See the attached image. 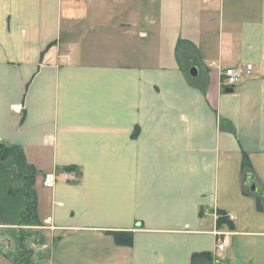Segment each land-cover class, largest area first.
Here are the masks:
<instances>
[{"label":"crops","instance_id":"obj_1","mask_svg":"<svg viewBox=\"0 0 264 264\" xmlns=\"http://www.w3.org/2000/svg\"><path fill=\"white\" fill-rule=\"evenodd\" d=\"M0 141L39 221L0 264H264V0H0Z\"/></svg>","mask_w":264,"mask_h":264},{"label":"trees","instance_id":"obj_2","mask_svg":"<svg viewBox=\"0 0 264 264\" xmlns=\"http://www.w3.org/2000/svg\"><path fill=\"white\" fill-rule=\"evenodd\" d=\"M242 169L244 178L253 176V169L247 154L243 156ZM75 168H65L72 172ZM37 170L31 165L23 150L16 146H8L0 141V225L37 226V192L35 188ZM26 229L18 231L19 241H25ZM114 241L119 246L131 247L134 243V233L131 231L112 232ZM24 253L29 251L23 247ZM199 259L211 260L210 254H195L193 264Z\"/></svg>","mask_w":264,"mask_h":264},{"label":"built area","instance_id":"obj_3","mask_svg":"<svg viewBox=\"0 0 264 264\" xmlns=\"http://www.w3.org/2000/svg\"><path fill=\"white\" fill-rule=\"evenodd\" d=\"M252 70H253V66L251 64H244L237 67L225 68L221 71V76L223 77L222 83L225 87L233 88L241 82L244 76L251 74ZM55 181H56V175L48 174L44 180V183L47 186H53ZM50 221L51 218H48L46 220V222L48 223ZM214 234L217 238L218 250L225 251L230 244V238L232 234L230 232H222L220 230H216Z\"/></svg>","mask_w":264,"mask_h":264},{"label":"water","instance_id":"obj_4","mask_svg":"<svg viewBox=\"0 0 264 264\" xmlns=\"http://www.w3.org/2000/svg\"><path fill=\"white\" fill-rule=\"evenodd\" d=\"M190 74L192 77H196L198 75V69L197 67L191 68ZM233 88H227L226 92H232ZM253 190H255V186H253Z\"/></svg>","mask_w":264,"mask_h":264},{"label":"rangeland","instance_id":"obj_5","mask_svg":"<svg viewBox=\"0 0 264 264\" xmlns=\"http://www.w3.org/2000/svg\"><path fill=\"white\" fill-rule=\"evenodd\" d=\"M143 53V54H142ZM144 55V49L143 50H141V56H143ZM143 59V58H142ZM153 58H145V60H152ZM157 60V58L153 61V63L155 62ZM253 66V65H252ZM12 226H19V225H12ZM6 227H10V226H6ZM8 229V228H7ZM27 230V229H26Z\"/></svg>","mask_w":264,"mask_h":264}]
</instances>
